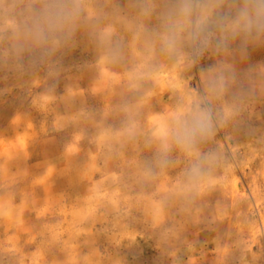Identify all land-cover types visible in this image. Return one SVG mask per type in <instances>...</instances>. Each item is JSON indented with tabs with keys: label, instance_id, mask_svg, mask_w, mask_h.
<instances>
[{
	"label": "rangeland",
	"instance_id": "obj_1",
	"mask_svg": "<svg viewBox=\"0 0 264 264\" xmlns=\"http://www.w3.org/2000/svg\"><path fill=\"white\" fill-rule=\"evenodd\" d=\"M95 4L127 9V0ZM60 59L55 81L43 68L23 75L0 69V264H264L260 87L240 126L218 134L231 167L207 194L187 199L175 194L182 164L146 177L142 162L151 153L143 143L97 142L103 128L119 127L121 89L99 82L87 34ZM214 62L205 56L185 80L198 87L199 69ZM259 65L264 46L236 59L241 75ZM185 80L163 73L147 109L151 121L166 114ZM52 83L56 99L42 109L40 96ZM61 117L64 127L55 131Z\"/></svg>",
	"mask_w": 264,
	"mask_h": 264
},
{
	"label": "clouds",
	"instance_id": "obj_2",
	"mask_svg": "<svg viewBox=\"0 0 264 264\" xmlns=\"http://www.w3.org/2000/svg\"><path fill=\"white\" fill-rule=\"evenodd\" d=\"M81 32L97 51L99 82L121 89L114 106L119 127L103 128L97 142L143 143L151 153L142 162L146 177L182 164L179 197L211 191L233 163L218 134L240 126L256 88L264 92V65L242 75L236 67L237 57L244 61L250 48L264 46V0H127L126 10L111 11L95 0H0V69L23 75L43 68L55 81L63 71L60 54L75 47ZM205 56L215 62L199 69L193 87L186 74ZM165 72L185 83L172 90L168 111L153 122L147 109ZM55 87L41 94L42 109L56 99ZM63 120H56L55 131Z\"/></svg>",
	"mask_w": 264,
	"mask_h": 264
}]
</instances>
